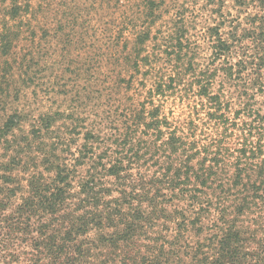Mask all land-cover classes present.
Listing matches in <instances>:
<instances>
[{"label":"trees","instance_id":"16d2710c","mask_svg":"<svg viewBox=\"0 0 264 264\" xmlns=\"http://www.w3.org/2000/svg\"><path fill=\"white\" fill-rule=\"evenodd\" d=\"M199 2L139 0L120 83L150 88L110 138L0 125V264H264V0Z\"/></svg>","mask_w":264,"mask_h":264},{"label":"rangeland","instance_id":"374dc122","mask_svg":"<svg viewBox=\"0 0 264 264\" xmlns=\"http://www.w3.org/2000/svg\"><path fill=\"white\" fill-rule=\"evenodd\" d=\"M138 3L0 0V125L19 112L24 115L25 132H29L38 125L40 116L62 114L47 140L53 142L59 137L69 141L73 155L83 144L86 128H96L110 138L123 126L124 111L131 107L132 100H143L150 88L151 80L145 81V86L138 83L140 75H135L130 86L120 83L126 63L123 54L132 46L125 49L124 43L133 38L131 27L138 15ZM15 4L21 8V15L11 19L9 12ZM166 4L172 8L163 21L176 14L192 19L202 6L199 0H166ZM226 12L242 18L246 15L239 13L231 1H227ZM206 24L210 26L212 21L201 23L197 18L191 34L203 31ZM203 53L211 54L207 43ZM51 150L53 155L57 152L54 147ZM67 152L64 149L63 153ZM3 154L0 149V162Z\"/></svg>","mask_w":264,"mask_h":264}]
</instances>
